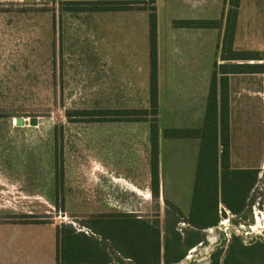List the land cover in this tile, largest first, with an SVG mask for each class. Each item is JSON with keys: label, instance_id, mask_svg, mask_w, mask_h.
Returning <instances> with one entry per match:
<instances>
[{"label": "rangeland", "instance_id": "obj_1", "mask_svg": "<svg viewBox=\"0 0 264 264\" xmlns=\"http://www.w3.org/2000/svg\"><path fill=\"white\" fill-rule=\"evenodd\" d=\"M66 1L82 0H0V221L55 222L60 236L91 234L95 228L86 226L88 222L110 217L122 220L123 232L134 230L132 226H138L137 232L152 225L159 228V259L153 258L142 234L132 238L142 251L132 254L128 240H123L122 252L117 254L112 241L101 237L108 264H209L219 252L222 262L236 237L246 244L264 241V231L249 229L257 217L264 222V174L242 213L234 214L220 204L218 216L209 219L218 218L217 225L211 226L214 231L195 230L188 223L192 199L181 212L162 195L146 199L122 189L116 196L119 209L97 208L99 200L113 202V194L99 197L96 188L89 192L83 187V161L98 138L99 123L129 119L95 114L118 110L112 105L120 103L114 99L120 88L125 95L139 90L141 103V92L147 90L149 21L140 11L151 10L145 1H133L128 8L137 12L64 11ZM239 7L240 3L238 18ZM256 16L254 12V18L242 20L238 35L237 21L232 48L243 54L253 51L251 57L264 59V34H258L262 28ZM99 50L117 71L120 84L102 81ZM219 52L223 54L222 46ZM217 88L220 95L224 86L218 82ZM19 118L24 124H17ZM250 129L254 136L248 148L250 161L236 166H264L257 161L263 148L256 145V126ZM236 149L241 155L242 148ZM197 239L201 242L189 249V242ZM58 250L60 256L62 246ZM184 253H191V258L171 262Z\"/></svg>", "mask_w": 264, "mask_h": 264}, {"label": "crops", "instance_id": "obj_2", "mask_svg": "<svg viewBox=\"0 0 264 264\" xmlns=\"http://www.w3.org/2000/svg\"><path fill=\"white\" fill-rule=\"evenodd\" d=\"M155 6L159 98L157 116L159 196L166 197L168 202L181 212L188 209L193 194L201 147V129L205 122L213 73L218 71V67L222 64L229 67L256 66L253 72L245 68L238 72L229 69L227 73L217 75V83L222 78L225 79L224 89L229 99L230 164L232 168L260 170L259 181L252 191L254 192L263 178L264 166H236V163L250 161L248 148L254 138L250 126L255 125L258 132L256 145L263 148L261 159L257 161L264 164V59H222L219 49L226 32L231 0H156ZM132 11L138 10L96 12ZM239 11L237 35L242 20L246 17L254 18V12L257 13L258 28H262L258 34H264V0H240ZM140 12L145 14L149 21L147 90L141 92L140 103L139 90L125 95L121 88L117 89L119 93L115 92L114 99L120 100V103L112 105L114 109H149L151 106L150 13L146 9ZM99 19L101 23L102 17ZM204 19L220 20L221 25L220 27H179L174 24L175 20ZM103 24L104 22L99 26ZM99 58L103 63L102 81L120 84L116 76L117 71L115 72L108 64L104 51L99 50ZM238 60L246 62H238ZM251 115L256 116L251 118ZM98 130V138L83 161V187L89 192L90 188H96L99 197L113 194L114 201L99 200L97 208L119 209L116 196L121 194L122 189L145 195L146 199L152 197L154 192L151 170V122L147 120L104 122L98 124ZM237 147L242 148L241 155H238ZM111 219L116 218L88 222L86 226L90 228L96 224L98 227L105 226V222ZM100 232L93 230L91 234L84 233L111 241L105 233ZM104 240H101L102 243ZM116 251L120 254L119 250ZM0 264H58L57 223L0 221Z\"/></svg>", "mask_w": 264, "mask_h": 264}, {"label": "trees", "instance_id": "obj_3", "mask_svg": "<svg viewBox=\"0 0 264 264\" xmlns=\"http://www.w3.org/2000/svg\"><path fill=\"white\" fill-rule=\"evenodd\" d=\"M156 0H147L144 3L150 6V100L149 109H118L100 110L95 116H108L119 119L126 118L134 121L148 120L151 118V170L153 192L159 196V127H158V68H157V14ZM128 1H66L64 11H105L125 10L131 7ZM240 0H231V7L227 14L226 32L223 38L221 54L222 59H248L253 52L234 50L233 42L238 19V6ZM73 8H70V7ZM175 26L179 27H217V20H175ZM228 48L227 51H225ZM225 52V54H224ZM246 54V55H245ZM254 55V54H253ZM247 67V68H246ZM249 69L253 72L255 65H232L222 64L218 71L213 73L211 92L208 99L205 122L201 129V147L195 176L190 215L188 223L193 229H203L215 226L218 218L219 206L222 203L227 210L234 214L242 213L249 204L252 191L259 181V169L232 168L230 164V126H229V99L225 89L218 95L217 75L227 73L229 69L238 72L241 69ZM225 87V79H221ZM63 167V166H62ZM64 168H62V173ZM134 230L122 229V220L119 218L105 222V226L94 225L95 232L105 233L111 239L113 246L122 252L123 240H128L129 253L142 251L138 241L132 240L134 235L142 234L147 239L146 246L151 248L153 258H160V230L150 226L145 232L138 231V226H132ZM93 228V227H92ZM104 230V232H102ZM139 230V229H138ZM141 236V235H140ZM149 240V242H148ZM201 239L189 242V249L194 248ZM61 243V245H60ZM62 246L58 264H108L110 257L107 255L103 243L86 233H65L62 236L58 230V248ZM148 249V247H147ZM186 254L177 256L172 263H179ZM121 258V256H117ZM209 264H264V241L254 239L246 244L241 238H235L221 262V252L213 254Z\"/></svg>", "mask_w": 264, "mask_h": 264}, {"label": "bare ground", "instance_id": "obj_4", "mask_svg": "<svg viewBox=\"0 0 264 264\" xmlns=\"http://www.w3.org/2000/svg\"><path fill=\"white\" fill-rule=\"evenodd\" d=\"M223 223H225V225H228V221L225 220ZM249 229H251L253 232H263L264 231V222L261 221L260 217H257V222H255L254 224H252ZM210 231H214L213 227H210L209 229ZM210 241L213 242L214 241V237L211 235L210 237ZM209 247H206L205 249H208ZM191 253L189 254V256H185L183 262H185L186 260L191 258Z\"/></svg>", "mask_w": 264, "mask_h": 264}, {"label": "water", "instance_id": "obj_5", "mask_svg": "<svg viewBox=\"0 0 264 264\" xmlns=\"http://www.w3.org/2000/svg\"><path fill=\"white\" fill-rule=\"evenodd\" d=\"M36 120L37 119H35V118L32 119L31 123L35 125L36 124ZM17 124H19V125L24 124V120L22 118L17 119Z\"/></svg>", "mask_w": 264, "mask_h": 264}, {"label": "built area", "instance_id": "obj_6", "mask_svg": "<svg viewBox=\"0 0 264 264\" xmlns=\"http://www.w3.org/2000/svg\"><path fill=\"white\" fill-rule=\"evenodd\" d=\"M229 220V219H228Z\"/></svg>", "mask_w": 264, "mask_h": 264}]
</instances>
